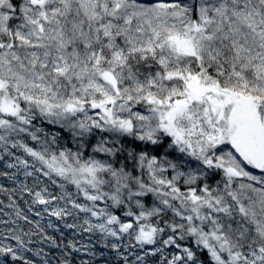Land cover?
I'll list each match as a JSON object with an SVG mask.
<instances>
[{"label":"trees","instance_id":"obj_1","mask_svg":"<svg viewBox=\"0 0 264 264\" xmlns=\"http://www.w3.org/2000/svg\"><path fill=\"white\" fill-rule=\"evenodd\" d=\"M189 79L263 109L264 0H0V264H264V166L163 127Z\"/></svg>","mask_w":264,"mask_h":264},{"label":"rangeland","instance_id":"obj_2","mask_svg":"<svg viewBox=\"0 0 264 264\" xmlns=\"http://www.w3.org/2000/svg\"><path fill=\"white\" fill-rule=\"evenodd\" d=\"M210 82L189 79L182 99L172 104L162 100L157 102L166 132L175 144L194 156L202 150L197 157L204 158L205 163L210 162L207 150L214 148L213 143L220 138L227 140L244 159L257 167L264 166V107H256L252 97L244 93L237 94ZM203 121L209 128L208 132H213L210 135L202 127ZM223 172L238 176L234 169L225 168ZM227 175L230 182V175Z\"/></svg>","mask_w":264,"mask_h":264}]
</instances>
